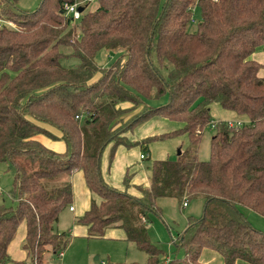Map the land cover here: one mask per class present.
<instances>
[{"label":"trees","instance_id":"16d2710c","mask_svg":"<svg viewBox=\"0 0 264 264\" xmlns=\"http://www.w3.org/2000/svg\"><path fill=\"white\" fill-rule=\"evenodd\" d=\"M75 0H39L21 10L0 0V162L13 170L9 196L0 204V264L23 222L26 261L44 264L69 236L55 230L59 212L69 206L72 171L82 173L97 196L76 218L86 238H102L108 228L146 254L145 264H202V249L236 260L264 264V232L238 210L264 216V65L252 60L264 52V0H95L75 21L62 6ZM198 10L194 31L187 25ZM117 50L123 61L98 67L99 50ZM64 60L66 62H64ZM68 61H71L69 64ZM166 96L158 105L148 102ZM244 116L228 127L218 121L209 138V156L196 146L209 124L210 104ZM160 118L175 129L136 139L140 124ZM185 134L188 145L173 159L152 160L146 187L107 185L100 156L108 162L118 146L140 148ZM61 140L53 151L37 139ZM134 188L135 193L127 191ZM158 198L202 200L199 217H186L171 243L180 257L165 258L147 234L149 213ZM136 264V263H129Z\"/></svg>","mask_w":264,"mask_h":264},{"label":"rangeland","instance_id":"374dc122","mask_svg":"<svg viewBox=\"0 0 264 264\" xmlns=\"http://www.w3.org/2000/svg\"><path fill=\"white\" fill-rule=\"evenodd\" d=\"M39 0H14L15 6L21 10H33ZM96 7L95 0H92L88 5L87 9L93 10ZM193 22L188 23V31H194L196 28V23L199 20L198 10L193 11ZM262 52V51H255ZM263 53V52H262ZM120 59L123 61V57L117 50H99L94 57V61L98 67H106L111 65L114 61ZM64 62H66L64 60ZM69 64L71 61H68ZM166 101V96H162L158 100H152L148 103L151 105H158ZM213 106L216 107L215 110H211L213 115L209 124L203 129L200 140L196 146V156L199 160H207L209 156V138L213 134V128L210 127L212 123L217 121L232 120L234 119H221L224 118L218 104L215 103ZM160 118H154L149 121L150 124L146 128L140 124L135 127L132 131V135L141 132L144 128L145 134H157L167 132L169 130L175 129V122H166L159 120ZM148 123V122H146ZM156 130V131H155ZM54 145H58L54 142H59V140H49ZM188 145V141L185 134H179L172 136L165 140L154 141L147 144L146 150H141L143 154L149 155V158L141 160V166H147L152 160L158 156H163L168 159H173L176 157L177 152L183 151ZM130 149V148H129ZM12 175L13 170L5 162H0V204L13 205L14 201L11 200L9 193L12 188ZM156 205L159 209L158 214L149 213L150 222L148 224L147 234L149 239L155 243L159 248H161L165 253V258L170 257H180L183 252L181 250H174L171 240L177 232L182 230L185 226L186 217L191 216L197 218L200 216L202 211V200L197 198L186 202L184 207L178 204L173 198H158L156 200ZM238 210L246 218V220L256 229L264 232V216H261L250 209L242 206H238ZM59 221L56 222L54 228L55 230H63L66 235L68 232L63 229L64 226L71 224L72 213H68L67 210L62 209L59 212ZM114 233V232H113ZM81 243V250L83 252V264H145L146 254L138 250L132 243L124 242L116 236L95 238L89 240L75 239L74 245ZM76 247V246H74ZM66 252V249L63 253ZM52 257V264H59L61 257L54 255L52 253L45 252L43 256V261L47 262L46 257Z\"/></svg>","mask_w":264,"mask_h":264},{"label":"crops","instance_id":"0c3cea01","mask_svg":"<svg viewBox=\"0 0 264 264\" xmlns=\"http://www.w3.org/2000/svg\"><path fill=\"white\" fill-rule=\"evenodd\" d=\"M251 58L257 63L264 65V52L263 53L254 52L252 53ZM258 74L260 76H264V70L260 69ZM213 104L215 105V103H212L209 106L210 116L213 115L211 111L213 108H214L213 110L215 111L217 110L216 107L213 106ZM219 113L224 115L223 116L224 118L221 119H234L236 121H241L242 123L246 121V118L244 116L236 115L231 111L220 110ZM159 120L162 121L164 120L166 122L165 119H159ZM149 121L150 120L146 121L148 123L146 122L142 123V126L146 128V126L148 125H143V124H150ZM144 128H142L141 132L136 133V135H132V137L139 139L147 136V134H145L146 132L144 131ZM36 139L45 147L53 151L56 152L63 151L64 145L61 140H59V142H54L58 144V145H54L52 142L49 141L51 139L43 135H37ZM144 149L145 147L140 148L138 146L132 147L130 149H125L121 146H118L115 149L110 162H108V148L104 149L100 156V174L103 181L107 185L113 188L122 190L124 189L123 176L127 172L130 174L129 183L131 185H140L142 187H146L149 183V178H150V168H149L150 164L144 167L141 166V160L145 158H149L148 153L143 154L141 152V150ZM140 154H143L144 157L140 158L139 157ZM163 159L166 158L163 156H158L154 160H163ZM69 181L71 185V201L69 206L72 207V210L68 209L69 206L65 207L64 209L67 210L68 213H72V220H71V224L66 226V228L65 226L63 228L66 229V231L68 232L69 241L67 246L64 248V250L66 249V252L63 253L64 251L63 250L62 255L58 256L62 258L59 264H83L82 262L83 252L80 247L81 243H77V245H74V242L75 239H81V240L84 239L89 240V239L86 238V227L76 223V218L79 217L88 208L89 203L92 199L97 201L98 198L96 195L92 194L87 189L81 171L79 170L72 171L69 176ZM127 191L131 194L135 193L134 188H132L131 186L128 187ZM58 221L59 219H57V222ZM58 232H60V230H58ZM61 232L64 233L63 230H61ZM24 235H25L24 223L21 222L16 229L14 237L9 242L6 248V253L8 255L9 261L6 262L5 264H18L22 261H26L27 259L26 253L21 247L24 240ZM110 236H116L120 240L127 242L125 240L124 232L120 228H108L105 230L104 235L102 237H110ZM46 259L47 262L43 261L44 264H52L51 256H47ZM199 261L202 264H224L219 254L206 248L201 250L199 255ZM233 264H248V263L241 260H236Z\"/></svg>","mask_w":264,"mask_h":264},{"label":"built area","instance_id":"2783aa9c","mask_svg":"<svg viewBox=\"0 0 264 264\" xmlns=\"http://www.w3.org/2000/svg\"><path fill=\"white\" fill-rule=\"evenodd\" d=\"M91 1L92 0H75L72 3H64L63 6H62V12H63L64 17H68L70 19V21H75L80 15V12L77 11V8L78 7H83V8L87 7V5ZM190 22H193V18H190ZM2 24H5V25L10 26V27L13 26V24L11 22H4L2 19H0V26ZM224 122L226 123V125L228 127H237V126H239L242 123L241 121H236V120L235 121L227 120V121H224ZM216 123H212L210 125V127L214 129ZM139 157L143 158L144 155L140 154ZM186 202H187V200L183 199L182 202H181V206L184 207L186 205ZM68 209L72 210V207L69 206ZM57 255L61 256L62 252H59Z\"/></svg>","mask_w":264,"mask_h":264},{"label":"water","instance_id":"95a60500","mask_svg":"<svg viewBox=\"0 0 264 264\" xmlns=\"http://www.w3.org/2000/svg\"><path fill=\"white\" fill-rule=\"evenodd\" d=\"M82 10H83V7H78V8H77V11H78V12H81Z\"/></svg>","mask_w":264,"mask_h":264}]
</instances>
